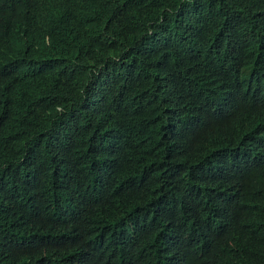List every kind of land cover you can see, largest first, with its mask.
Wrapping results in <instances>:
<instances>
[{"label":"trees","instance_id":"16d2710c","mask_svg":"<svg viewBox=\"0 0 264 264\" xmlns=\"http://www.w3.org/2000/svg\"><path fill=\"white\" fill-rule=\"evenodd\" d=\"M25 1L30 18L18 20L15 28L11 21L4 36L17 55V48L30 46L39 71L28 83L13 75L0 77V182L7 171L13 173L0 189V264H221L222 258L203 247H210L214 232L216 250L226 249L221 255L233 259L241 253L240 264H264V163L250 148L241 152L246 167L230 182L231 188L202 180L172 184L190 200L192 217L179 232V247L156 244L162 238L160 226L172 229L168 218L164 225L165 197L156 203L147 189L155 185L154 174L169 166L161 143L169 121L176 119L168 118L165 98L180 95L178 113L189 108L193 113L207 111L218 100L210 71L183 63L192 47L183 45L190 37L185 30L187 10H172L166 3L144 8L137 18L125 10L123 0ZM206 2L229 12L240 9L241 3ZM9 5L0 0V13ZM148 32L162 35L167 43L166 51L155 53L148 71L141 73L150 75V81L136 85L138 65L130 64V78L115 74L109 80L117 85L103 87L101 94L111 104L106 111L101 108L90 119L75 114L93 74L82 58L84 51L90 47L102 62H109L113 52L123 63H132ZM6 67L0 60V71ZM238 71L228 65L224 80L232 84ZM244 90L252 96L251 112H259L264 84L255 78ZM21 99L27 101L24 124L11 130L10 111ZM65 111L76 121L74 137L50 130ZM260 113L264 115V109ZM234 125L228 120L220 135L215 125L203 126L190 143L229 144ZM254 127L264 136V125ZM181 132L179 125L169 133L172 139L181 136L169 142L171 149L186 143ZM97 145L104 150L98 156ZM233 148L241 149L240 140ZM102 161H107L106 168ZM184 172L195 176L187 167ZM228 188V218L219 226L208 209L222 201ZM147 202L151 213L145 217V210L138 208ZM232 245L234 249H228Z\"/></svg>","mask_w":264,"mask_h":264},{"label":"clouds","instance_id":"9594fccd","mask_svg":"<svg viewBox=\"0 0 264 264\" xmlns=\"http://www.w3.org/2000/svg\"><path fill=\"white\" fill-rule=\"evenodd\" d=\"M2 1L10 5L4 12L0 13V60L7 62L6 71H0V77L8 78L13 75L20 82L28 83L39 71L36 58H32V51L28 45L17 48L21 51V55L14 53L5 40L4 31L9 29L11 21L12 27L15 28L18 20L29 19V6L25 0ZM240 1V9H235L233 12H229V8L227 9L224 6L208 4L206 0L122 1L125 10L137 18L144 8L159 7L166 3L170 5L172 10H187L185 30L190 37H185L183 45L188 47L192 44V47L183 63L187 67L200 65V69L209 70L211 81H213L212 87L215 88V95L218 97L217 101L210 104L207 111L195 113H193L194 111L191 112L190 108L187 111L177 112L180 95L174 96L172 100L169 97L165 98L164 108L167 111L168 118L176 119L174 122L173 120L169 121L168 132L163 135V138L166 135L167 138L161 143L162 151L169 166L154 174L153 181L155 185L147 186V189L149 196L156 203L160 197H165L164 225L165 220L168 218L173 231L169 227L160 226L162 238L156 242L158 247L178 246L179 232L184 229L183 223H190L192 217L187 203L190 200L186 198L179 187L174 191L173 189L176 186L172 184L202 180L212 181L219 186L225 184L231 188L230 182H233L235 178H238L244 172L246 163L241 161L239 157L241 152H245L247 148H250L251 152L258 156L260 163H264V136L258 135V128L254 127L258 124L264 125V115L260 113L264 106L257 113L251 112L250 102L252 96L244 90L255 78L264 84V0ZM105 29L106 26L103 30ZM29 43L32 45L30 41ZM13 49H16V47ZM166 49L167 43L164 42V37L155 32L147 33V40L143 42L139 52L136 50V56L132 63H123L122 58L113 52L110 54L109 62H102L101 55L94 54L89 47L88 50L84 51L82 58L87 66L93 68V74L86 82L82 102L77 104L73 112L78 114L79 117L85 118L84 116H88V119H90L101 108L106 111L111 104L107 97L101 94L104 93L103 87L114 88L117 85L116 82L109 80V76L116 74L120 79H128L131 74L129 65L136 63L138 71L133 73V76L136 77L133 82L136 85L146 83L150 81L151 76L147 73H141L144 70L148 71L149 59L154 57L155 53L166 51ZM174 50H179V48L176 47ZM228 65L239 68L232 84L224 80ZM16 102L17 106L14 105V108L10 111L14 115L13 125L9 128L11 130H16L24 124L21 119L26 112L24 107L27 105V101L21 99L16 100ZM245 104H247V108H245ZM189 111L191 113L186 116ZM60 115V121L53 123L50 130L54 133L64 132L69 134L70 137H74L76 121L72 118V114L65 111L61 112ZM204 115H206V118ZM185 116V120L178 119ZM230 119L235 121L231 143L226 145L210 141L190 143V138L195 133H200L203 126L206 125H215L216 133L220 135L224 124ZM179 125L186 143L183 147H179L178 143L174 142L175 147L171 149L169 142L181 139V136L177 135L172 139L168 135ZM239 140L241 149L238 151L233 146ZM88 141L91 143L95 140ZM95 153L98 156L104 153V150L97 145ZM193 160L194 163H192ZM106 162L102 161L105 168L107 166ZM186 167L195 176L185 173L184 169ZM12 176V172H6L5 178L0 182V189L8 185V180ZM230 188L222 195V201L215 204L216 207L208 209L215 216L214 218L218 220L219 226L228 218L225 209L229 201L228 191ZM143 209L145 210V217L149 216L151 209L148 202L144 208H138V211ZM262 216L264 217V213ZM214 234L215 232L210 238V247L206 249L203 245L204 249L212 253L216 259L222 258L220 260L221 264H240L241 253L232 259L230 255L220 254L225 252L226 249H221L220 252L216 250L218 247H214L212 238ZM228 249L233 250L234 246L232 245ZM159 257H162L161 254ZM178 264L192 263L179 262Z\"/></svg>","mask_w":264,"mask_h":264}]
</instances>
